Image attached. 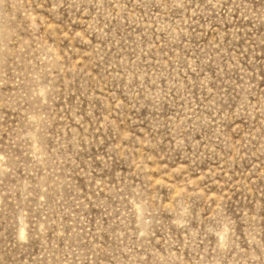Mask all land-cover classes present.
<instances>
[{
  "label": "rangeland",
  "instance_id": "374dc122",
  "mask_svg": "<svg viewBox=\"0 0 264 264\" xmlns=\"http://www.w3.org/2000/svg\"><path fill=\"white\" fill-rule=\"evenodd\" d=\"M0 264H264V0H0Z\"/></svg>",
  "mask_w": 264,
  "mask_h": 264
}]
</instances>
